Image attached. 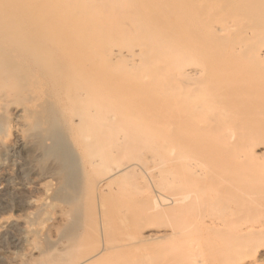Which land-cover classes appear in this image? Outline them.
<instances>
[{
    "label": "bare ground",
    "instance_id": "1",
    "mask_svg": "<svg viewBox=\"0 0 264 264\" xmlns=\"http://www.w3.org/2000/svg\"><path fill=\"white\" fill-rule=\"evenodd\" d=\"M21 2L0 0L1 148L13 135L26 151L36 145L31 127L40 126L30 125L33 118L26 114L42 89L50 88L40 84L50 75L56 86L76 83L69 96L74 119L81 115L90 126L79 120L72 124L78 123V135L84 133L80 140L91 134L87 141L75 135L78 157L83 172L97 169L98 128L92 114L99 107V74L89 51L94 40L104 38L112 52L106 56L101 50L103 60H134L141 74L172 80L171 117L154 127L152 173L159 180L162 207L178 210L171 214L175 217H164L167 223L175 218V225L139 229L147 239L171 231L173 252L161 264H264V0H173L167 17L156 13L158 5L141 6L140 0H57L53 5L52 0H23L30 4L27 17L53 23L42 27L51 47L33 62ZM62 14L74 16L71 27L55 23ZM221 146L222 161L214 150ZM212 154L222 162L220 168ZM131 168L123 164L114 178ZM4 224L1 218L0 235Z\"/></svg>",
    "mask_w": 264,
    "mask_h": 264
},
{
    "label": "rangeland",
    "instance_id": "2",
    "mask_svg": "<svg viewBox=\"0 0 264 264\" xmlns=\"http://www.w3.org/2000/svg\"><path fill=\"white\" fill-rule=\"evenodd\" d=\"M170 1L173 0H140L139 5L156 4L160 8L156 13L163 12L167 17L171 12ZM54 3L58 4L57 0H52ZM29 10L30 4L22 0L20 11L25 16L20 19L28 29L25 39L33 62L44 48L51 47L42 27L53 23L49 19L27 17ZM114 12L117 14V10ZM69 17L74 16L63 15L55 23L68 28ZM93 42L89 53L96 56L93 64L99 74L96 82L99 88H96L100 93H96L100 96L99 107L95 106L96 112L91 113L98 128L94 136L99 145L98 167L95 171L83 172L82 157L81 160L78 157L82 154H78L80 150L75 141L84 133L78 135V123H72L78 120L81 125L90 126V123L81 122V115L74 119L77 112L69 96L76 83L65 81L56 86L48 74L40 84L50 88L42 89L41 98H34L31 111L26 114L33 118L29 120L30 125L40 126H32L35 131L30 132V135L37 134L33 138L37 146L26 151L14 135L6 144L10 148L0 145V219L5 223L0 235V264L60 261L72 264L85 257H94L88 264H161L163 256L173 252L171 231L163 238L151 240L139 231L146 226L170 224L172 228L175 225V218L166 222L165 216L175 217L171 215L174 211L162 207L161 196L157 194L159 180L152 173L157 162L158 141L154 127L171 117L172 80L169 76L148 75L144 71L141 74L134 60L111 63L103 60L100 51L109 56L112 47L104 38ZM36 96L38 93L34 92L33 97ZM36 131L41 133L39 137ZM87 134L82 136L85 141L87 136L91 137ZM217 148L222 146L214 148L222 161L224 151ZM216 158L212 163L220 168L222 162ZM123 164H132L134 168L114 178ZM164 191L167 196L171 195Z\"/></svg>",
    "mask_w": 264,
    "mask_h": 264
}]
</instances>
